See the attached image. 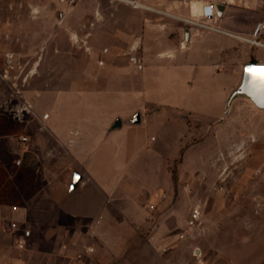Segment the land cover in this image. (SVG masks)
<instances>
[{
    "label": "rangeland",
    "instance_id": "1",
    "mask_svg": "<svg viewBox=\"0 0 264 264\" xmlns=\"http://www.w3.org/2000/svg\"><path fill=\"white\" fill-rule=\"evenodd\" d=\"M119 1L77 0L67 7L59 0H0V68L14 52L28 74L20 84L24 101L16 106L10 104L13 89L0 77V264H264V109L247 97L234 98L219 118L196 116L186 124L162 117L144 130L143 138L154 133L151 145L128 155L147 191L124 205L143 215L136 228L116 229L126 212L113 208V225L98 232L96 220L103 226L105 213H65L51 200L62 192L47 193L83 171L72 155L53 153L59 143L36 115L47 112L56 88L74 85L63 84L68 69L71 78L79 76V54L91 45L83 34L98 25L93 17L84 21L79 5ZM139 14L136 9L135 28ZM24 102L35 115L23 110ZM104 135L95 143L104 142L100 159L111 165L113 178L121 161L111 151L115 138ZM195 207L201 219L192 226ZM87 246L95 251L84 252Z\"/></svg>",
    "mask_w": 264,
    "mask_h": 264
},
{
    "label": "crops",
    "instance_id": "2",
    "mask_svg": "<svg viewBox=\"0 0 264 264\" xmlns=\"http://www.w3.org/2000/svg\"><path fill=\"white\" fill-rule=\"evenodd\" d=\"M144 3L147 7L127 1L79 5L84 21L93 17L98 25L95 33L83 34L91 45L79 54L77 80L71 78L70 69L64 73L63 84L73 81L74 85L52 92L47 103L49 117L42 121L50 137L59 143L53 153L72 155L74 164L83 171V180L74 191L69 190L71 179L64 188L52 187L47 193L62 192L59 198L51 200L65 213H105L103 226L101 219L96 225L98 232L113 225L109 214L113 208L126 212L115 220L116 229L136 228V223L142 222L143 215L131 213L124 205L137 203L138 192L147 193L144 182L138 180L128 165L130 149L149 147L154 139V133L143 138L144 130L162 117L183 120L186 124L196 116L221 117L240 81L243 65L253 57L264 63V47H251L231 34L202 30L188 21L200 17L207 4H223L221 15L212 22L226 31L250 35L255 24L264 21V0ZM136 9L141 16L139 28H135ZM184 27L189 29L187 43ZM136 37L142 40L141 70L129 59L130 44ZM104 48L108 50L103 53ZM99 58L104 59V64H99ZM207 103H214L215 109H210ZM137 111L141 122L129 123L128 119ZM117 117L122 124L113 129ZM103 134L105 140L115 138L110 150L121 161L113 178L109 174L111 165L100 159L104 142L101 147L95 143ZM74 195V200L62 204Z\"/></svg>",
    "mask_w": 264,
    "mask_h": 264
},
{
    "label": "built area",
    "instance_id": "3",
    "mask_svg": "<svg viewBox=\"0 0 264 264\" xmlns=\"http://www.w3.org/2000/svg\"><path fill=\"white\" fill-rule=\"evenodd\" d=\"M122 1H127L131 3L132 5L139 6L137 3L133 1H128V0H122ZM59 2L64 3L67 7H73L77 0H59ZM217 17V9L214 5L212 4H207L203 7L202 13L200 17H197L195 19H189L188 21L202 29V30H213V31H219V32H224L231 34L237 38H240L242 40H245L255 46L258 47H264V21H259L255 24L253 27V30L250 35H241L237 33H232L229 31H226L225 29L217 26L212 22V20L216 19ZM89 49V46H88ZM108 49L104 48L101 52H106ZM142 50V40L141 37H136L135 40L130 44L129 48V59L131 63L135 66L137 70H141L144 68V62L142 57L140 56ZM99 64H104V59L99 58ZM25 67L24 64L21 62L20 59L16 56L14 52H7L5 54V61L0 68V77L5 80L10 87L13 89V96L10 99V104L16 106L19 105L20 103H23L24 98L22 95V90L20 88V84L24 82L27 79L28 74L25 73ZM25 83V82H24ZM23 84V83H22ZM25 103V102H24ZM26 109L28 112L33 113L34 115L36 114L33 111V108L31 105H27V103L24 104L23 110ZM40 118L41 121L46 120L49 117V113L46 112L43 115L39 116L36 115ZM20 143L23 144L24 146L26 143L29 141V135L24 134L19 137ZM26 150V147L25 149ZM21 159H17L16 163L20 164ZM201 219V209L199 207H195L192 211L191 218H190V225L196 226ZM100 223V218L96 220V224ZM30 235V230H26L24 233V236L18 240V246L19 247H24L26 245V238L27 236ZM95 247L94 246H87L86 250L84 252H94ZM82 256V253H79V257Z\"/></svg>",
    "mask_w": 264,
    "mask_h": 264
},
{
    "label": "water",
    "instance_id": "4",
    "mask_svg": "<svg viewBox=\"0 0 264 264\" xmlns=\"http://www.w3.org/2000/svg\"><path fill=\"white\" fill-rule=\"evenodd\" d=\"M56 2L51 1L49 7L51 9L56 8ZM223 4L215 5L217 9V16L221 15ZM184 42L187 43L189 39L188 27L183 28ZM243 96L250 99L258 108L264 109V63L261 62H248L243 65L242 75L237 86L232 90L225 112L229 109L234 98ZM223 113V115L225 114ZM128 122L131 124H139L141 122L140 112L137 111L129 119ZM122 124L120 117H117L112 124V128H118ZM83 180V174L76 170L72 176V182L70 184V191H74L80 182Z\"/></svg>",
    "mask_w": 264,
    "mask_h": 264
},
{
    "label": "bare ground",
    "instance_id": "5",
    "mask_svg": "<svg viewBox=\"0 0 264 264\" xmlns=\"http://www.w3.org/2000/svg\"><path fill=\"white\" fill-rule=\"evenodd\" d=\"M128 1H133V2L137 3L139 6L147 7V5H144L143 3H140V2L137 1V0H128Z\"/></svg>",
    "mask_w": 264,
    "mask_h": 264
},
{
    "label": "trees",
    "instance_id": "6",
    "mask_svg": "<svg viewBox=\"0 0 264 264\" xmlns=\"http://www.w3.org/2000/svg\"><path fill=\"white\" fill-rule=\"evenodd\" d=\"M251 62H257V60L253 57L251 59ZM2 172H3V169L0 167V175L2 174Z\"/></svg>",
    "mask_w": 264,
    "mask_h": 264
}]
</instances>
